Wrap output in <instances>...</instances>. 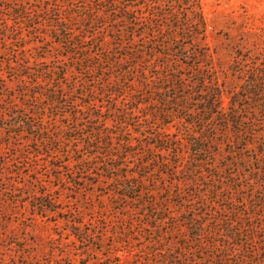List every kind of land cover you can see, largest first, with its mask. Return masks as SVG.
Segmentation results:
<instances>
[{
  "label": "trees",
  "instance_id": "obj_1",
  "mask_svg": "<svg viewBox=\"0 0 264 264\" xmlns=\"http://www.w3.org/2000/svg\"><path fill=\"white\" fill-rule=\"evenodd\" d=\"M0 53L8 219L86 244L100 222L79 198L112 186L101 197L148 231L137 264H264V48L222 78L204 0H0ZM23 254L0 264H40Z\"/></svg>",
  "mask_w": 264,
  "mask_h": 264
},
{
  "label": "rangeland",
  "instance_id": "obj_2",
  "mask_svg": "<svg viewBox=\"0 0 264 264\" xmlns=\"http://www.w3.org/2000/svg\"><path fill=\"white\" fill-rule=\"evenodd\" d=\"M204 9L208 19V40L211 46L218 51L217 65L222 70V78L232 79L234 74L230 73L229 66L235 60L236 55L245 53L251 48L256 50L264 48V0H204ZM35 51L31 50V52ZM0 55L3 54L0 53ZM14 87L18 88V84H14ZM228 100L229 97L225 94V105L228 104ZM101 101H103L102 98ZM0 124H2L1 121ZM24 149L29 150L30 146H25ZM14 152V148L7 145L4 148L5 157H0V164L5 159L13 160ZM246 154L252 155L253 151L249 149ZM221 163L225 162L221 160ZM10 170H17V167H10ZM39 170L43 171V169ZM0 171L4 172L3 167L0 168ZM11 176L15 180H24L15 174ZM1 184L3 187L6 186L4 183ZM162 186L165 187L164 184ZM109 188L112 186L99 187L94 190L93 196L90 195L89 199L95 200L99 205L95 210L92 209L93 201L83 197L79 198L80 208L85 209L89 216L86 222L87 229H93V219L100 222L99 226L94 229L97 232V237L87 236L90 240L86 244L70 239L69 234L61 237L60 233L69 227L66 223L57 224L44 217L26 220L19 217V214H16L18 217H14L11 221L8 219L11 216L4 211L8 203L7 195L0 193V214H2L0 217V254H18L20 260H26L29 258L24 256L23 252H34V256L40 264H51V261L52 264L140 263L139 260L144 256V252L140 248L146 241L144 238L148 231L141 227L140 218H135L134 228H131V220L118 218L112 197L108 195L105 200L101 197L104 192L109 191ZM162 194L160 195L162 196ZM102 205L108 206L109 210L102 211L100 209ZM74 207L79 208L78 205H74ZM104 215L108 219H105ZM108 225L110 226L109 233L103 239L100 231ZM170 227L173 228L171 224H167L164 226V230ZM157 234L162 233L157 231ZM166 238L170 240L173 236L169 235ZM175 238L183 241L180 234H176ZM88 245L91 246L90 250L87 248ZM23 246L26 248L21 251L20 248ZM143 249L145 250V248Z\"/></svg>",
  "mask_w": 264,
  "mask_h": 264
}]
</instances>
